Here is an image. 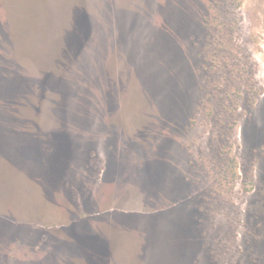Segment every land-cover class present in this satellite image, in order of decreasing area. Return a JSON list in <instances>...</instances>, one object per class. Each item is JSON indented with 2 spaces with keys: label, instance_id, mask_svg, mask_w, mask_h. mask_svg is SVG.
<instances>
[{
  "label": "rangeland",
  "instance_id": "1",
  "mask_svg": "<svg viewBox=\"0 0 264 264\" xmlns=\"http://www.w3.org/2000/svg\"><path fill=\"white\" fill-rule=\"evenodd\" d=\"M0 264H264V0H0Z\"/></svg>",
  "mask_w": 264,
  "mask_h": 264
},
{
  "label": "trees",
  "instance_id": "2",
  "mask_svg": "<svg viewBox=\"0 0 264 264\" xmlns=\"http://www.w3.org/2000/svg\"><path fill=\"white\" fill-rule=\"evenodd\" d=\"M90 27V20L85 16V14L79 16V18L73 21V24L71 23L67 26V32L70 35V38L68 37L69 44L71 45V47H77V44L80 42L81 32L85 31L86 29L90 30Z\"/></svg>",
  "mask_w": 264,
  "mask_h": 264
}]
</instances>
